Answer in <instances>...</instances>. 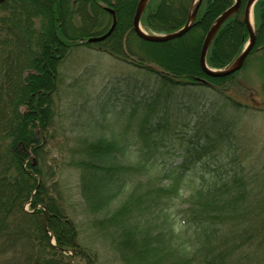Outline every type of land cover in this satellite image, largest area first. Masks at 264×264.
Instances as JSON below:
<instances>
[{
    "label": "trees",
    "instance_id": "obj_1",
    "mask_svg": "<svg viewBox=\"0 0 264 264\" xmlns=\"http://www.w3.org/2000/svg\"><path fill=\"white\" fill-rule=\"evenodd\" d=\"M138 2L6 0L0 4V264H100L97 250L80 241L77 220L62 196L58 200L47 190L43 167L55 121L58 66L81 46L156 73L171 103L165 102L164 113L153 122V103L146 102L150 109L138 121L144 146L137 160H128L129 142L116 136L88 133L77 137L71 148L68 161L80 171L81 196L93 215L92 225L122 264H264V186L257 175L249 179L236 168L234 153L240 149V139L232 123L212 108L205 110L206 117L196 112V120L190 119L195 103L174 100L176 88L210 87L217 97L241 109V100L228 92L234 85L244 89L239 75L249 66L258 69L264 95V0L254 5L257 38L244 66L223 77L209 75L200 55L208 31L235 0H203L191 29L164 42L135 33ZM197 2L149 0L141 25L154 34L177 31L188 22ZM246 3L242 0L239 11L215 35L207 53L208 67L229 66L246 47L250 38L244 20ZM108 8L116 13L113 33L89 43V37L105 34L112 26ZM171 108L176 118L169 125L191 130L181 138L187 144L183 160L177 167H167L165 176L171 177L164 182L160 163L146 156L156 147L151 138L164 127ZM210 156L217 157L215 164ZM186 169L194 170L193 184L178 225L175 201Z\"/></svg>",
    "mask_w": 264,
    "mask_h": 264
},
{
    "label": "rangeland",
    "instance_id": "obj_2",
    "mask_svg": "<svg viewBox=\"0 0 264 264\" xmlns=\"http://www.w3.org/2000/svg\"><path fill=\"white\" fill-rule=\"evenodd\" d=\"M58 70L61 79L55 93V121L46 146L48 153L43 166L47 190L58 200L62 196L61 200L77 220L80 241L97 250L100 264H122L92 225L93 215L88 214L81 196L80 171L68 161L71 158V148L77 137L88 133L116 136L119 140L129 142L128 160H137L140 149L144 146V140L138 134L139 118L150 109L147 104L151 102L155 112L151 113V117L155 122L164 113L168 93L166 89L161 91V82L156 73L96 48H74L70 56L59 64ZM239 80L244 89L234 85L228 93L241 100L244 104L241 109L222 97H217L210 87L176 88L174 100L195 103L193 112L188 116L193 120H196V112H202L206 117L207 108L221 112L222 118L232 123V130L240 139V149L234 153L237 157L236 168L240 167V171L246 173L249 179L257 175L259 183L264 186V95L261 91V76L256 67L249 66L239 75ZM192 99L197 101H191ZM169 102L168 100L167 104L170 105ZM196 103L200 104L197 106ZM178 106L184 108L181 104ZM168 112L164 119L166 121L162 122L164 127L155 131L151 138L155 140L156 147L146 156L160 163V177L164 182L171 177L165 176L167 167H177L183 160L187 144L182 136L189 132L188 129L191 130L188 126L169 125L174 122L176 112L173 108ZM99 122L101 127L97 130L95 127L98 128ZM191 124L195 125V121ZM205 126L199 124L200 128ZM212 154L216 156L218 153L215 151ZM215 156L207 158L215 164ZM218 157L220 158L219 155ZM223 161L228 162V159ZM231 166L233 165L226 164V167ZM201 168L202 166L198 170ZM193 173L194 170L186 169L180 180L181 195L175 201L178 225L183 207L189 203L185 199L189 190H192ZM25 207L29 208L30 205L26 204Z\"/></svg>",
    "mask_w": 264,
    "mask_h": 264
},
{
    "label": "water",
    "instance_id": "obj_3",
    "mask_svg": "<svg viewBox=\"0 0 264 264\" xmlns=\"http://www.w3.org/2000/svg\"><path fill=\"white\" fill-rule=\"evenodd\" d=\"M5 1L6 0H0V4L5 2ZM148 1L149 0H139L138 5H137V9H136V13L134 16V20H133V26H134V30H135L136 34L139 37H141L142 39L148 40V41H153V42H164V41L179 38V37L183 36L184 34H186L191 29L192 24H193V22L197 16L198 9L203 2V0H198L195 9L189 15L188 22L181 29L174 31V32H171L169 34H165V35H156V34H149L148 32H146L141 27V23H140L142 14L145 10V7H146ZM257 1L258 0H248L246 7H245L244 18H245V22L248 26V29L250 31L249 42H248L246 48L244 49V51L229 66H227L223 69L216 70V69H211L210 67H208V65L206 63L207 52H208V49H209V46H210L212 40L214 39V37L217 34L218 30L220 29L221 25L230 16H232L234 13L239 11L241 4H242V0H236L234 5H232L228 9H226L216 19L215 23L212 25V27L208 31V33L205 37L203 46H202L201 55H200V62H201L202 67L204 68V70L209 75L219 76V77L229 76V75L235 73L236 71L240 70L243 67L247 56L249 55V53L251 52V50L253 49V47L256 43V38H257L256 30L254 29V27L252 26V24L250 22V16L252 15L253 7ZM109 10L114 16V21H113L111 28L108 30L107 33H105L101 36H92V37L88 38V42L102 41V40L106 39L108 36H110L112 34V32L114 31L116 24H117V18H116V14H115L114 9L110 8Z\"/></svg>",
    "mask_w": 264,
    "mask_h": 264
},
{
    "label": "bare ground",
    "instance_id": "obj_4",
    "mask_svg": "<svg viewBox=\"0 0 264 264\" xmlns=\"http://www.w3.org/2000/svg\"><path fill=\"white\" fill-rule=\"evenodd\" d=\"M113 9V8H112ZM115 11V10H114ZM116 14V13H115ZM135 16V15H134ZM252 21H253V16L251 15L250 16V22H251V24H252ZM96 36V35H95ZM195 52V51H194ZM191 53H193V50L191 51Z\"/></svg>",
    "mask_w": 264,
    "mask_h": 264
}]
</instances>
